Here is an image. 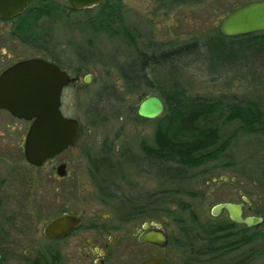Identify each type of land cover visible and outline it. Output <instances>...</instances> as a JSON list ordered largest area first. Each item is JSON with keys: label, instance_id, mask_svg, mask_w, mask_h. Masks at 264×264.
Wrapping results in <instances>:
<instances>
[{"label": "rangeland", "instance_id": "374dc122", "mask_svg": "<svg viewBox=\"0 0 264 264\" xmlns=\"http://www.w3.org/2000/svg\"><path fill=\"white\" fill-rule=\"evenodd\" d=\"M254 1L264 0H115L108 7L120 10L130 40L104 31L116 30L104 8L71 13L63 0L36 3L21 18L0 21V73L24 59L58 62L77 79L62 92L61 113L75 119L80 131L73 147L35 168L23 155L30 123L0 110V264H32L47 251L58 253L61 264H91L78 260L79 240L89 237L106 244L108 264H138L151 256L168 264H192L184 234L192 236L195 228L187 210L198 225H224L230 221L225 212L211 215L220 203H243L244 217H260L262 223L247 231L250 244L212 264H234L250 254L253 259L248 264H264V137L238 134L219 160L171 181L146 165L141 146H154L158 121L176 114L175 102L170 101L156 120L132 113L147 95L164 99L177 91L225 103L253 102L264 112V52L247 57V64L240 58L235 64H224L240 53L230 45L232 40L220 35L226 16ZM255 45L264 49V37ZM187 46H192V52L170 65L139 66L140 53L158 56ZM133 74L143 79L127 89L125 78ZM101 90L107 92L101 105L105 119L93 125L86 108ZM235 129L221 128L223 138ZM61 164L66 165L63 178L56 174ZM159 193H164L162 203L155 197ZM148 202L156 207L147 217L129 218L132 206ZM62 212L78 215L80 229L60 241L45 239L44 226ZM95 221L112 228L109 236L117 238L116 243L103 239L100 225L88 231ZM151 222L165 231V248L137 244V229Z\"/></svg>", "mask_w": 264, "mask_h": 264}, {"label": "trees", "instance_id": "16d2710c", "mask_svg": "<svg viewBox=\"0 0 264 264\" xmlns=\"http://www.w3.org/2000/svg\"><path fill=\"white\" fill-rule=\"evenodd\" d=\"M56 1L59 0L33 1L23 14L14 20L21 18L27 13L29 7L33 4L46 5ZM113 1L115 0H104L99 6L94 7L98 9L104 8L102 11L105 12V17L116 25V30H104L103 28L102 30L107 31L106 33L110 34V36H116L121 33L127 40H130L128 39L130 38L128 31L122 24L120 10L118 8L115 9L113 7L115 5L108 7ZM89 11L91 9L73 11L70 7L71 13H86ZM41 12L39 11L38 13L40 14ZM117 17L119 20L115 23L114 21L118 19ZM262 37H264V33L233 39L223 37L232 40L230 45L236 47L240 53L234 58L224 60L223 63L235 64L240 58L242 60L241 63L247 64L248 59L246 58H251L253 53L261 55L264 49L255 45V41ZM191 48L192 46L175 48L158 56L151 55L148 57L140 53L138 54L139 66L141 69H145L147 63L154 66L170 65L174 60L191 53ZM51 63L58 65L55 60ZM120 71L123 70L120 69ZM139 79L143 78L135 77L134 74L132 78L126 77V88L135 87L136 83H140ZM104 91H98L97 94L93 95L86 108V116L93 125L99 124L105 119L101 112V105L107 93L106 91L104 93ZM167 99L168 101H166ZM162 100L165 106H169L170 101L175 102L176 114L172 115V117H165L166 119L163 118L166 122L158 121L159 125L154 133V146L152 148H148L145 144L141 146L146 165L154 170L157 175H160L161 178L171 181L185 179L187 178L185 175L189 171L198 169L207 162L219 160L232 146L238 134L241 136L257 135L264 137V112L253 102L225 103L222 100L208 98L207 96H187L183 91L173 92ZM132 113L134 117H138L136 111ZM229 126H235L236 129L229 137L224 139L221 128ZM171 132L174 134L179 133L181 137L176 139ZM155 197L162 203L164 193H159ZM155 205L156 203L149 202L136 204L131 207L128 216L130 219L147 217L152 212V209L156 207ZM182 207L184 210L187 209L185 206ZM187 212L190 216L189 222L195 228L192 236L189 232L184 234L185 247L193 257L192 264L215 263L227 254L250 244L248 239H245V236L247 231L253 228L236 225L231 221L224 225L211 224L202 226L198 225L196 216L192 211L187 210ZM206 257H209V259L205 260ZM252 257L253 255L250 254L247 258L234 264H248L253 259ZM200 258L204 260L198 261L197 259ZM58 261V253L47 251L38 254L32 264H58Z\"/></svg>", "mask_w": 264, "mask_h": 264}, {"label": "water", "instance_id": "95a60500", "mask_svg": "<svg viewBox=\"0 0 264 264\" xmlns=\"http://www.w3.org/2000/svg\"><path fill=\"white\" fill-rule=\"evenodd\" d=\"M37 0H0V21L8 22L21 16L27 7ZM48 1V0H40ZM73 11H82L99 6L104 0H65ZM264 33V1H254L230 12L220 27V34L229 39ZM72 79L56 65L39 59L20 60L0 73V110L12 118L30 122L23 144L25 161L40 168L46 162L73 147L80 131L75 119L61 113L63 89ZM89 83L88 78L84 80ZM165 111L164 101L157 95H147L138 104L136 114L143 120H156ZM66 165L56 168L57 176H66ZM244 202H247L244 199ZM244 204L220 203L211 210L217 217L225 212L229 220L246 228L258 227L260 217H244ZM80 226V220L68 213L50 220L42 234L49 241L66 237L71 230ZM155 228L138 237L140 244L151 243L161 248L167 245L164 230ZM140 264H167L160 258H150Z\"/></svg>", "mask_w": 264, "mask_h": 264}, {"label": "flooded vegetation", "instance_id": "af4514ba", "mask_svg": "<svg viewBox=\"0 0 264 264\" xmlns=\"http://www.w3.org/2000/svg\"><path fill=\"white\" fill-rule=\"evenodd\" d=\"M18 62V61H17ZM16 63V62H15ZM14 64V63H13ZM56 65V64H54ZM60 70H62V68L58 65H56ZM64 71V70H62ZM65 72V71H64ZM67 74V73H66ZM68 75V74H67ZM69 76V75H68ZM70 77V76H69ZM71 78V77H70ZM72 81L71 83H69L68 86H66L65 88L69 87V86H74L76 83H77V79L76 78H71ZM64 88V89H65ZM63 89V90H64ZM68 118V117H67ZM27 123H30V122H27ZM30 126V125H29ZM54 159V158H53ZM47 163V162H46ZM64 213H68L70 215H73L75 217H77L79 220H80V226L75 229V230H71L69 232V234L62 238V239H59V240H56V241H60V240H63L69 236H72L73 234H75V232H77V230L80 229L81 225H82V220L81 218L78 216V215H75L71 212H62L60 215L64 214ZM244 214V212H243ZM60 215L56 216V217H59ZM54 217V218H56ZM53 218V219H54ZM52 220V219H51ZM107 221V220H105ZM98 225H100V228L98 229ZM156 224L154 223H143L139 229H137V233L134 235V238L136 239V242L137 244H139L140 246H148V247H152V248H161L155 244H151V243H145V244H140L138 242V237L140 236V234L144 233L145 231H148L150 229H153L155 228ZM88 231H91L95 228H97L98 230L102 231V235H103V239L104 240H107L110 244H114L116 243V239L117 238H112L109 236V233L112 231V228L109 229L108 227H106L102 222L100 224V222H93V223H90V225L88 226ZM159 229H161L159 227ZM163 230V229H162ZM165 232V231H164ZM166 234V233H165ZM81 243L79 244V248H80V254L78 256V260L79 261H91V264H108V253L106 252V244L105 245H102L100 243H98V241L95 239V237H89V238H84V239H80L79 240ZM167 244H168V237H167ZM167 246V245H166ZM165 246V247H166ZM163 247V248H165ZM59 256V261H58V264H61V257L60 255L58 254ZM150 258H158V257H148L146 259H150ZM146 259H143L142 261L146 260ZM161 259V258H160ZM164 260V259H163ZM141 261V262H142ZM140 262V263H141ZM138 263V264H140ZM168 264V263H167Z\"/></svg>", "mask_w": 264, "mask_h": 264}]
</instances>
